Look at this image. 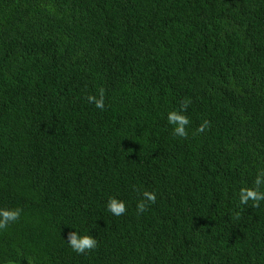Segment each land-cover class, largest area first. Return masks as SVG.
<instances>
[{"label": "trees", "instance_id": "obj_1", "mask_svg": "<svg viewBox=\"0 0 264 264\" xmlns=\"http://www.w3.org/2000/svg\"><path fill=\"white\" fill-rule=\"evenodd\" d=\"M262 173L264 0H0V264H264Z\"/></svg>", "mask_w": 264, "mask_h": 264}, {"label": "clouds", "instance_id": "obj_2", "mask_svg": "<svg viewBox=\"0 0 264 264\" xmlns=\"http://www.w3.org/2000/svg\"><path fill=\"white\" fill-rule=\"evenodd\" d=\"M88 100L95 104L97 108H104L103 93H101L100 98L95 96H89ZM186 109V105L181 109V112ZM181 112L171 111L168 114V122L173 125V134L179 137L187 136L186 126L189 124V119L187 116L181 114ZM207 122H205L206 125ZM202 125L199 129L203 131L204 126ZM264 184V173L256 179V185ZM144 200L137 204V211L144 212L146 210V202H155L156 196L152 192L145 191L143 193ZM240 202L242 204L248 203L251 199L253 201L264 200V192H260L258 189L244 188L240 191ZM126 205L123 200L117 199L115 197L109 198L107 202V211L111 212L115 216H121L126 212ZM21 216V209L19 208H0V230L7 228L11 223L16 222ZM70 247L77 253H83L86 250H91L97 245V241L90 235H80L76 231L69 234L67 239Z\"/></svg>", "mask_w": 264, "mask_h": 264}]
</instances>
